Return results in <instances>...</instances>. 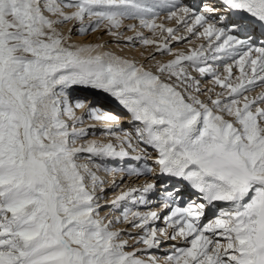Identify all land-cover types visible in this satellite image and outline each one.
Instances as JSON below:
<instances>
[{
  "label": "snow or ice",
  "instance_id": "1",
  "mask_svg": "<svg viewBox=\"0 0 264 264\" xmlns=\"http://www.w3.org/2000/svg\"><path fill=\"white\" fill-rule=\"evenodd\" d=\"M125 30L135 33L126 42L152 49L144 59L154 64L103 41L72 42L74 32L98 31L119 42ZM181 42L191 46H171ZM257 88L264 0H0V264H264ZM90 92L125 110L131 130L86 140L94 125L84 127L85 116L116 127L121 119ZM150 173L140 187H121ZM158 186L159 211L126 206L153 204ZM169 241L177 243L163 261L142 257Z\"/></svg>",
  "mask_w": 264,
  "mask_h": 264
},
{
  "label": "bare ground",
  "instance_id": "2",
  "mask_svg": "<svg viewBox=\"0 0 264 264\" xmlns=\"http://www.w3.org/2000/svg\"><path fill=\"white\" fill-rule=\"evenodd\" d=\"M157 11H160V16L161 17L166 16V12H164V11L162 12L159 9H157ZM132 22L138 24V21H136V20H125L124 24H131ZM159 22H161V21L157 20V23H159ZM162 22L167 27H177V25H175L174 21H169L167 19H164ZM71 27H72L71 24L64 25L63 26V30L67 31V29L71 28ZM140 31H142V33H143V35L145 37L151 38L152 34L148 30L140 29ZM179 34L186 35V33H184L183 28H180ZM134 35H135L134 32H130V31L125 30L124 33H123V36L118 38L119 42H117V38L110 37V36H108L106 34H103L102 32H99V31L96 32V33L90 32L87 35H77L74 32L73 35H72V42H74V43H94V42L103 41V42L107 43V49L108 50H111V51H113V52H115V53H117L119 55L127 56L129 58H135L138 62L145 63L146 66L154 64L155 60L145 61V59H144V56H146L149 51H152L151 48L146 50L143 46L140 45L139 40H137L134 45L129 43V42H126L124 40L125 36H134ZM192 43H193V45H195V44L201 43V41H197L195 38H193V42ZM171 46L175 50V49H187L191 45H189L187 42H181V43H173ZM141 53H143V55ZM168 58L169 57L166 56V55L165 56H161L159 54H156V60H167ZM229 63H230V61H229ZM214 67H216V69H217V71L219 73H223V64H215ZM193 75H196L198 78H200L198 73H193ZM200 79H201V86L202 87L210 86L209 85L210 77H203V78H200ZM260 91H264V88H257L253 93H251V95H256ZM89 95L96 97L95 95H92L91 93ZM105 96H107V94H105ZM109 101H110L109 104H106V106H108L109 108H111L112 110L117 112L119 114L118 116L121 117V119L119 121L120 127H116V125L114 123H109V122L104 121L103 125L105 127L88 129V135L85 138L86 140L97 139V140L106 141L107 139H110L111 138L110 136L103 134V130L105 128H108V127H111L114 131H116L118 133L121 132L122 130H131V126L129 125V123L128 122L127 123L124 122L125 120H127L126 112L121 107L117 106L112 99H109ZM114 105H116L118 107V109H113L112 106H114ZM80 113H81V110H77V114L79 115ZM83 126L86 127L85 125H83ZM81 142H83V141H78V143H81ZM149 151H150V149H149ZM132 155H135V154L133 153ZM97 162H99V161H97ZM105 163H108V162H105ZM131 163L133 165H136L137 163L142 164L143 161H140V162L131 161ZM148 163L151 164V161L149 160ZM108 166L111 167L113 165L109 163ZM117 166H120V165H117ZM100 175H101V177L103 179L105 178L106 181H111L113 179V177L111 175L105 174L103 172H101ZM120 175H121L120 173L116 174L115 179L117 181H119ZM151 175L152 174L150 173L149 177L148 176H141L139 179L126 178L125 184L122 185L121 187H125V186H128V187H140V186H142L144 184V182L147 179H149L151 177ZM106 187H107V185H106ZM158 189H159V186L157 187V190ZM120 190H121V188H116L114 190L113 189H109L107 191V193H106V195H107L106 198L107 199H111L115 194H118ZM147 198L149 200L154 201V203L150 204V205H147V206H140V205H137V206L126 205V206L132 207L133 211L139 210L141 212H146V211H150V210L151 211H157L156 208L159 210V208L157 206H159L161 203L158 200V198H156L155 194H149ZM101 203H105V201L102 200ZM156 204H158V205L156 206ZM120 210L118 211V209H117L116 210L117 213L121 212ZM101 212H102V210H101ZM108 212H109L108 210H103V214H101V215H105ZM113 213L111 214V216L119 215V213L118 214H113ZM157 223H158L159 227H162V225H164V224H162L161 220L157 221ZM158 225H156V226H158ZM118 227L122 228V227H124V224L121 223ZM127 230L130 231V230H134V229H130L128 227ZM124 239H127V238H124ZM156 257H158L160 260L164 259L161 256H156Z\"/></svg>",
  "mask_w": 264,
  "mask_h": 264
},
{
  "label": "rangeland",
  "instance_id": "3",
  "mask_svg": "<svg viewBox=\"0 0 264 264\" xmlns=\"http://www.w3.org/2000/svg\"><path fill=\"white\" fill-rule=\"evenodd\" d=\"M90 33V32H89ZM104 34V33H103ZM92 95H94L92 92H90ZM89 93V94H90ZM106 97H108V96H106ZM109 99H111L110 97H108ZM143 147V146H142ZM151 151V150H150ZM148 177H149V175H148ZM105 179V178H104ZM106 180V179H105ZM107 196V195H106ZM103 204V203H102ZM158 204H156V206H157ZM161 205V204H160ZM158 208H159V210H160V207L161 206H157ZM121 209V210H120ZM120 209H118V211L120 210V211H122L123 210V208H120ZM147 209V208H146ZM145 209V210H146ZM103 210H108L109 211V208L108 207H105V208H103L102 209V212H101V214H103ZM156 210L157 211H159L157 208H156ZM119 214H120V212H118ZM117 213V211L115 210L114 211V213L113 214H118ZM115 215H113L112 217H114ZM111 218V217H110ZM161 220V222H162V224H164V221H163V219L161 218L160 219ZM156 224L158 225V223L156 222ZM128 225L127 224H124V227H122V229H124L125 230V232H127L128 230V227H127ZM157 227H159V225L157 226ZM162 227H165V224L164 225H162ZM130 231H132L133 233L135 232V230H130ZM122 238L124 239V238H128L126 235H124V236H122ZM129 243L131 244L132 243V241L131 240H129ZM172 243H177V242H171V241H169V242H167V243H164V244H162L161 245V247L160 248H158V249H152V250H150L148 253H142L141 255H142V257L143 258H146L148 255H155V256H161L162 258H164L166 255H168V254H170V252H171V248L169 247V246H171V244ZM180 246H183L182 244L180 245ZM137 247H142V246H140V245H138ZM127 250V249H126ZM128 251H131V248H129L128 249ZM145 255V256H144ZM161 261H163V260H161Z\"/></svg>",
  "mask_w": 264,
  "mask_h": 264
}]
</instances>
